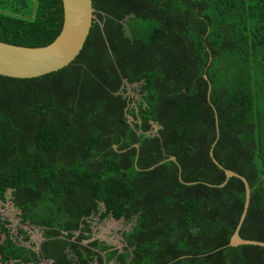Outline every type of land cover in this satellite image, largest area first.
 Masks as SVG:
<instances>
[{
    "label": "trees",
    "instance_id": "1",
    "mask_svg": "<svg viewBox=\"0 0 264 264\" xmlns=\"http://www.w3.org/2000/svg\"><path fill=\"white\" fill-rule=\"evenodd\" d=\"M93 4L70 64L0 74V199L11 190L24 240L0 218V264H103L92 247L109 264H264V246L229 245L244 182L219 186L224 168L247 178L240 235L264 241V0ZM63 21V0H0L1 41L45 46ZM96 215L132 223L122 249L81 243ZM26 224L67 239L39 251Z\"/></svg>",
    "mask_w": 264,
    "mask_h": 264
},
{
    "label": "water",
    "instance_id": "2",
    "mask_svg": "<svg viewBox=\"0 0 264 264\" xmlns=\"http://www.w3.org/2000/svg\"><path fill=\"white\" fill-rule=\"evenodd\" d=\"M63 10L64 21L62 30L55 40L45 46H23L0 40L1 75L17 78L38 77L67 66L79 55L84 47L93 24L95 11L93 0H63ZM205 78L207 80L209 79L207 74H205ZM210 93L211 86L209 88V95ZM216 117L218 126L217 114ZM135 145L136 147H139L138 144ZM113 146L116 150H118L117 144H114ZM210 155L218 166L224 168L215 158L213 148L210 151ZM166 160L177 161L174 156H171L162 162ZM153 167L154 166L151 168ZM137 168L139 167L137 166ZM224 170L226 173V179L224 182L220 183L219 186L223 187L226 185L231 177H238L244 182L246 189L243 211L237 227L231 237L229 245L238 246L249 244L264 246V241L246 239L240 235V229L246 218L251 201V187L247 178L232 169L224 168ZM180 179L182 180L181 176ZM182 181L184 182V180ZM191 183L195 182H188V184ZM55 238L67 239L65 235L42 237L37 244V249L42 251L43 243L47 240ZM81 243L88 245V241L86 240L82 241ZM92 248L103 256V264H109L105 251L97 247ZM40 264H49V260L44 254Z\"/></svg>",
    "mask_w": 264,
    "mask_h": 264
},
{
    "label": "rangeland",
    "instance_id": "3",
    "mask_svg": "<svg viewBox=\"0 0 264 264\" xmlns=\"http://www.w3.org/2000/svg\"><path fill=\"white\" fill-rule=\"evenodd\" d=\"M126 87L130 95L135 96V98L137 99L140 98V95L138 94V84L128 83L126 84ZM157 129L158 125L154 124V130L152 132L155 133ZM104 208V204L101 203L100 210H103ZM20 214V210L13 204L11 200V190H9L7 192V201L3 202L0 199V218L7 219L10 222L9 227L11 228V231L13 232L14 236L18 237L19 239H21V241L24 242L22 235H19L18 231L21 219ZM21 226L29 231V233L31 234V240L36 243L35 248H37V244L42 238L41 229L38 226L32 224H26ZM92 226L93 237L86 241L98 238L101 240H106L111 245L122 249L125 245V240L123 238L122 233L125 230H130L132 227V223L126 222L124 218L117 220L113 216L101 220L99 218V215H96L92 217ZM110 264L115 263L111 262Z\"/></svg>",
    "mask_w": 264,
    "mask_h": 264
},
{
    "label": "clouds",
    "instance_id": "4",
    "mask_svg": "<svg viewBox=\"0 0 264 264\" xmlns=\"http://www.w3.org/2000/svg\"><path fill=\"white\" fill-rule=\"evenodd\" d=\"M51 263V261L49 260V264Z\"/></svg>",
    "mask_w": 264,
    "mask_h": 264
},
{
    "label": "crops",
    "instance_id": "5",
    "mask_svg": "<svg viewBox=\"0 0 264 264\" xmlns=\"http://www.w3.org/2000/svg\"><path fill=\"white\" fill-rule=\"evenodd\" d=\"M21 240V239H20Z\"/></svg>",
    "mask_w": 264,
    "mask_h": 264
}]
</instances>
